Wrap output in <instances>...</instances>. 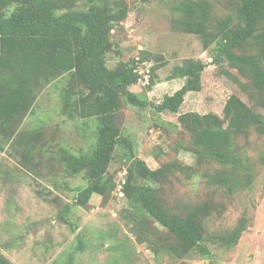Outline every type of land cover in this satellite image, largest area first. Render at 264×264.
<instances>
[{
	"label": "trees",
	"instance_id": "trees-1",
	"mask_svg": "<svg viewBox=\"0 0 264 264\" xmlns=\"http://www.w3.org/2000/svg\"><path fill=\"white\" fill-rule=\"evenodd\" d=\"M171 10L172 28L203 39L213 58L210 63L237 85L226 99L223 116L189 110L186 104L189 93L203 89L209 64L203 59L188 57L177 64L167 80L180 84L159 103L148 95L159 74L146 49L141 50L144 56L109 63L111 52L122 46L131 11L127 0H0V133L8 138L19 134L41 90L69 75L67 106L99 123L97 140L88 151L75 154L62 147L54 160L63 173L81 175L87 182L78 189L75 203L86 207L94 194L108 198L117 186L110 164L122 150L127 174L121 190L130 208L121 213L136 239L156 255L167 253L178 264H191L183 259L193 251L211 256L207 241L232 247L247 229L243 215L232 229L211 235L210 221L219 205L180 187L200 175L209 186L235 196L254 179L256 164L248 147L255 150L264 143V0H177ZM141 68L150 69L147 83ZM70 91L75 100H70ZM128 105L152 107L158 115L178 114V123L169 122L180 125L187 140L178 138L172 148L193 152L195 164L164 157L170 154L164 147L157 168L135 155L120 121ZM41 135L27 136L35 142L20 153L28 168L49 163L42 156L31 158ZM68 209L69 204L61 215ZM0 264H12L1 248Z\"/></svg>",
	"mask_w": 264,
	"mask_h": 264
},
{
	"label": "rangeland",
	"instance_id": "rangeland-1",
	"mask_svg": "<svg viewBox=\"0 0 264 264\" xmlns=\"http://www.w3.org/2000/svg\"><path fill=\"white\" fill-rule=\"evenodd\" d=\"M176 1L127 0L131 11L122 46L111 52L109 63L134 54L144 56L141 50L146 49L159 74V82L148 95L159 103L180 84L179 80H167L173 68L188 57L203 59L209 63L202 77L203 89L189 93L186 104L189 110L214 111L223 116L226 99L230 92L237 91V85L210 63L213 58L203 39L172 28L171 8ZM69 83V75H65L41 90L15 137L0 133L1 250L12 264H178L167 253L156 255L146 243H140L121 213L130 208L121 190L127 174L122 150L115 153L110 164L117 186L108 198L94 194L86 207L75 203L78 189L87 182L81 175L63 173L54 160L62 147L75 154L88 151L97 140L99 123L93 117H80L67 106L64 92H68ZM70 98L75 100L76 94ZM177 117L178 114L158 115L152 107L128 105L120 121L123 134L134 143L135 155L150 167H159L164 157L195 164L193 152H176L172 148L178 138L187 140L180 125L171 124L178 123ZM38 131L41 139L31 158L42 156L49 163L45 162L47 165L41 169L31 165L28 168L20 153L35 142L27 136ZM160 147L170 151L169 156H158ZM248 153L256 164L254 179L235 196L209 186L200 175H195L188 186H179L182 192L187 189L199 200L212 199L219 205V212L210 221L211 235L232 229L243 215L248 218L247 229L235 246L213 239L207 241L211 256L193 251L183 260L191 264H264V143H258L255 150L248 147ZM67 204L68 211L61 215Z\"/></svg>",
	"mask_w": 264,
	"mask_h": 264
},
{
	"label": "built area",
	"instance_id": "built-area-1",
	"mask_svg": "<svg viewBox=\"0 0 264 264\" xmlns=\"http://www.w3.org/2000/svg\"><path fill=\"white\" fill-rule=\"evenodd\" d=\"M149 71H150V69L149 68H141L140 70H139V73H141L142 75H145L144 77H145V79L146 80H144V82L145 83H147L148 82V78H149Z\"/></svg>",
	"mask_w": 264,
	"mask_h": 264
}]
</instances>
